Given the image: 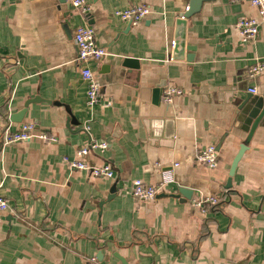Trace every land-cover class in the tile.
<instances>
[{"label": "crops", "instance_id": "1", "mask_svg": "<svg viewBox=\"0 0 264 264\" xmlns=\"http://www.w3.org/2000/svg\"><path fill=\"white\" fill-rule=\"evenodd\" d=\"M72 1L0 0V115L10 120L39 98L12 128L34 123L48 136L0 140V196L10 205L0 221V264H123L118 257L127 264H264V126L225 188L248 137L239 108L264 94V74L249 78L264 59L258 9L250 0L202 1L188 19V61L173 59V51L177 20L192 0H86L87 16ZM138 5L151 13L136 27L114 14ZM242 18L261 21L248 43L236 29ZM85 23L107 50L91 66L109 107L87 105L74 42ZM127 58L138 66H124ZM169 87L183 93L167 104ZM95 142L108 147L86 160L112 166V179L65 162ZM209 146L217 149L216 169L197 160ZM136 180L161 187L155 201L132 195ZM180 188L191 199L172 197ZM199 197L219 203L203 215L194 207Z\"/></svg>", "mask_w": 264, "mask_h": 264}, {"label": "built area", "instance_id": "2", "mask_svg": "<svg viewBox=\"0 0 264 264\" xmlns=\"http://www.w3.org/2000/svg\"><path fill=\"white\" fill-rule=\"evenodd\" d=\"M239 1V0H232ZM251 4L259 11L260 18L264 19V0H250ZM72 6L75 10L80 11L84 16H87L91 10L90 5L86 0H73ZM151 13L149 7L144 5L133 6L124 10H116L115 16L120 20L129 23L131 26H138ZM261 21L258 18H242L236 23V29L244 43L255 40L259 34ZM74 42L78 50V62L81 65V77L87 85V105L96 107L98 105L109 107L111 102H102L101 100V85L92 68V63H99L106 55L107 50L98 46L96 43L95 30L87 23L79 25L75 31ZM264 74V59L256 61L249 70V78ZM252 94L257 93V89H250ZM183 91L176 87H169L164 91L163 101L171 103L173 97L181 95ZM7 121L9 125H6ZM32 138H40L48 140V136L37 132V127L34 123H22L20 128L13 130L11 121L4 120L0 115V140L4 145H10L18 142L29 141ZM106 143L95 142L90 146L82 147L78 151L79 159H65V162L71 169L88 171L96 178L112 179L114 170L109 164L101 166H93L87 160L94 150L107 149ZM197 160L205 166L216 169L218 167V153L215 146H209L207 149L201 150L197 154ZM161 187H153L146 185L142 180H136L133 184V196L143 202L155 201ZM217 197H199L194 200V207L200 210L203 215H206L208 208L218 205ZM10 210L8 200L0 196V221L5 213ZM95 261V259H93Z\"/></svg>", "mask_w": 264, "mask_h": 264}, {"label": "water", "instance_id": "3", "mask_svg": "<svg viewBox=\"0 0 264 264\" xmlns=\"http://www.w3.org/2000/svg\"><path fill=\"white\" fill-rule=\"evenodd\" d=\"M204 0H192L189 8L186 10L185 13L181 14L179 16V19L177 20V39L174 43V51H173V59L175 60H184L187 59L188 61L191 60V56L186 55L187 49L189 50V46H187L186 42V35H187V24L188 19L191 18L193 15H195L201 7V2ZM124 66L133 67L138 66V61L135 59L127 58L124 61ZM160 87V86H159ZM159 87L155 90V102L160 97V89ZM40 99L36 98L34 100H30L26 103L25 109L21 111L18 115H11L10 121L13 123H21L24 119V116L27 112V108L30 104L39 102ZM238 117H243V128L248 133L247 139L244 141V143L241 145L240 151L235 157L232 166L229 171V178L227 181V184L225 188L227 190H230L232 188V181L233 177L235 175V171L243 158L245 152L248 150V144L251 142V140L254 137V134L256 133L257 129L259 127L264 126V94L261 96H253L251 95L248 100L244 103L241 108H239ZM73 121L75 122V119L71 116L69 119V122ZM113 192V191H112ZM114 193V192H113ZM191 191L188 189L180 188L178 189V193L173 194L172 197H175L177 199H180L183 195L186 200L191 199ZM123 264H127L126 261L118 257Z\"/></svg>", "mask_w": 264, "mask_h": 264}]
</instances>
